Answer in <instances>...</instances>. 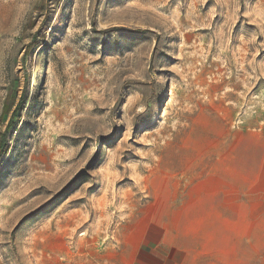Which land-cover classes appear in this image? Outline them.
<instances>
[{"label":"rangeland","instance_id":"obj_1","mask_svg":"<svg viewBox=\"0 0 264 264\" xmlns=\"http://www.w3.org/2000/svg\"><path fill=\"white\" fill-rule=\"evenodd\" d=\"M10 91L0 264H196L218 189H264V0H0Z\"/></svg>","mask_w":264,"mask_h":264},{"label":"crops","instance_id":"obj_2","mask_svg":"<svg viewBox=\"0 0 264 264\" xmlns=\"http://www.w3.org/2000/svg\"><path fill=\"white\" fill-rule=\"evenodd\" d=\"M262 158L264 179V155ZM263 190L250 191L236 187L218 189L210 207L213 211L211 224L216 227L213 236L218 248L202 252L200 261L198 260L196 264H264V250L261 249L262 235L250 237V234H239L237 237L234 229L235 226L262 225ZM255 208L258 209V214L252 218L250 211ZM236 239L242 242V248L235 249ZM252 242L259 248L252 249Z\"/></svg>","mask_w":264,"mask_h":264},{"label":"trees","instance_id":"obj_3","mask_svg":"<svg viewBox=\"0 0 264 264\" xmlns=\"http://www.w3.org/2000/svg\"><path fill=\"white\" fill-rule=\"evenodd\" d=\"M33 45L27 47L26 52L30 53ZM23 104V96L17 102V96L15 93L10 91L5 99L2 114L0 116V125L3 124L6 117L10 116L8 125L3 134L0 135V158L5 155L8 150L7 137L13 126V123L19 114Z\"/></svg>","mask_w":264,"mask_h":264}]
</instances>
